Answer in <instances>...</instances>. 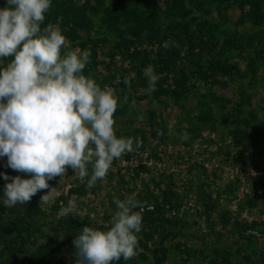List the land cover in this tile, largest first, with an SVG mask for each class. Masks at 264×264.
Returning a JSON list of instances; mask_svg holds the SVG:
<instances>
[{
	"label": "rangeland",
	"instance_id": "374dc122",
	"mask_svg": "<svg viewBox=\"0 0 264 264\" xmlns=\"http://www.w3.org/2000/svg\"><path fill=\"white\" fill-rule=\"evenodd\" d=\"M60 2L42 27L58 24L66 48L90 50L85 74L128 98L116 135L142 146L92 189L68 168L49 181L56 200L40 203L46 189L0 206V264H75V232L104 227L113 198L130 196L143 205L139 251L114 264H264V0ZM6 164L0 174L30 178ZM9 182L0 175V197Z\"/></svg>",
	"mask_w": 264,
	"mask_h": 264
},
{
	"label": "clouds",
	"instance_id": "9594fccd",
	"mask_svg": "<svg viewBox=\"0 0 264 264\" xmlns=\"http://www.w3.org/2000/svg\"><path fill=\"white\" fill-rule=\"evenodd\" d=\"M53 0H6L0 7V158L21 175H2L6 183L0 206L27 205L41 190L47 204L57 198L49 181L68 168L92 189L103 181L115 160L142 146L139 137H118L114 114L127 103L115 88H103L86 67L90 50L66 48L61 28L42 27ZM147 94L157 90L159 76L152 65L143 71ZM129 85L130 81L125 80ZM169 134L172 129L169 127ZM158 135L164 133L158 132ZM183 141L190 135L185 132ZM115 209L104 227L89 224L75 232V264H114L129 261L139 251L142 203L130 196L114 197ZM75 202L60 212L71 215Z\"/></svg>",
	"mask_w": 264,
	"mask_h": 264
},
{
	"label": "trees",
	"instance_id": "16d2710c",
	"mask_svg": "<svg viewBox=\"0 0 264 264\" xmlns=\"http://www.w3.org/2000/svg\"><path fill=\"white\" fill-rule=\"evenodd\" d=\"M61 0H53V3H52V8H53V6L54 5H60L61 4V2H60ZM160 94H165V92H164V90L163 89H160Z\"/></svg>",
	"mask_w": 264,
	"mask_h": 264
}]
</instances>
